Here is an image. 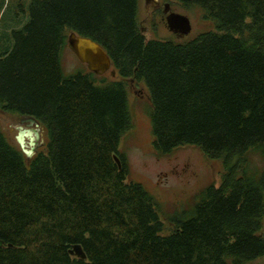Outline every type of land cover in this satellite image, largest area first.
Instances as JSON below:
<instances>
[{
	"label": "trees",
	"instance_id": "16d2710c",
	"mask_svg": "<svg viewBox=\"0 0 264 264\" xmlns=\"http://www.w3.org/2000/svg\"><path fill=\"white\" fill-rule=\"evenodd\" d=\"M27 1L0 0V111L37 120L46 146L28 159L0 128V264L263 259L264 0H161L214 23L187 42L147 39L140 0ZM71 33L100 44L120 80L65 75ZM131 79L148 90L157 153L195 146L222 160L219 187L169 222L128 181L119 149L132 127Z\"/></svg>",
	"mask_w": 264,
	"mask_h": 264
},
{
	"label": "rangeland",
	"instance_id": "374dc122",
	"mask_svg": "<svg viewBox=\"0 0 264 264\" xmlns=\"http://www.w3.org/2000/svg\"><path fill=\"white\" fill-rule=\"evenodd\" d=\"M166 3L161 0L139 1V22L147 39L187 42L200 34L215 31L214 23L204 19L201 9L188 12L174 3L171 5V11L187 16L191 24L189 35L178 37L167 26L166 15L163 12ZM61 57L65 75L76 74L87 68L80 63L69 47L64 50ZM105 75L111 77V71ZM111 78L120 80L118 75ZM126 83L132 127L122 137L119 149L127 157L128 181L142 184L157 198L161 204L160 214L163 220L169 222V219L188 215L194 208L197 195L203 189L210 186L219 187L221 184L224 173L222 160L209 159L195 146L180 147L166 155L157 153L153 145L151 118L148 114L150 106L148 90L143 83L132 79ZM11 117L0 111V128L8 140L18 146L17 130L14 128L17 124H12L17 117L14 119ZM45 146L46 137L43 129L34 156L45 151ZM252 157L260 167L262 165L260 158L257 155ZM253 264H264V258Z\"/></svg>",
	"mask_w": 264,
	"mask_h": 264
},
{
	"label": "water",
	"instance_id": "95a60500",
	"mask_svg": "<svg viewBox=\"0 0 264 264\" xmlns=\"http://www.w3.org/2000/svg\"><path fill=\"white\" fill-rule=\"evenodd\" d=\"M164 14L166 15L167 26L172 33L178 37L189 35L191 24L187 16L171 11L169 4L165 5ZM68 46L80 63L86 65L90 72L102 76L111 71V76L113 78L116 77V71L111 70L112 61L110 56L94 40L71 33L68 37ZM29 118L33 123V129H20L21 132L17 140L26 157L31 159L35 154V147H38L37 141L41 140L44 128L37 120L32 117ZM33 135H35V139L32 138L30 144H28L25 138L33 137ZM3 245L4 242L0 241V248ZM72 253L77 256H83V251L79 245L74 246Z\"/></svg>",
	"mask_w": 264,
	"mask_h": 264
},
{
	"label": "flooded vegetation",
	"instance_id": "af4514ba",
	"mask_svg": "<svg viewBox=\"0 0 264 264\" xmlns=\"http://www.w3.org/2000/svg\"><path fill=\"white\" fill-rule=\"evenodd\" d=\"M15 117H13L12 119H14ZM17 124V126H14V128L17 130V136H16V142H17V144H18V146L20 147V144H19V142H18V140H17V137H18V135L20 134V132H21V130L20 129H33V123H32V121L30 120V118H27V117H21V116H19V117H17L16 119H15V121H13L12 122V124ZM35 139V135H33V137H27V138H25V141L28 143V144H30V142H31V139ZM40 141V140H39ZM39 141H37V143L39 142ZM21 148V147H20ZM22 150V149H21ZM36 152V151H35ZM34 152V153H35Z\"/></svg>",
	"mask_w": 264,
	"mask_h": 264
}]
</instances>
